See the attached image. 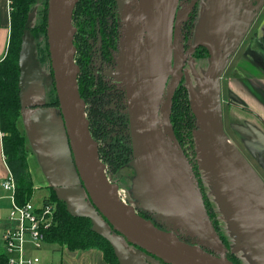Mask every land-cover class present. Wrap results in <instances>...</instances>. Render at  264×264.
Masks as SVG:
<instances>
[{
    "label": "water",
    "instance_id": "obj_1",
    "mask_svg": "<svg viewBox=\"0 0 264 264\" xmlns=\"http://www.w3.org/2000/svg\"><path fill=\"white\" fill-rule=\"evenodd\" d=\"M78 1L47 0L52 73L40 65L29 29L36 8L19 53L22 123L48 186L70 214L92 221V230L110 242L120 264H236L210 219L192 162L171 121L173 97L183 77L179 62L172 69L178 0H136L134 11L118 0L126 23H141L137 52L130 38L112 74L129 86V165L135 171L131 202L122 199L119 184L107 175L80 94L73 24ZM262 5L213 0L196 37V45L208 50V66L199 73L191 64L194 82L186 72L198 168L233 235L231 251L243 250L255 264H264V180L225 131L222 76ZM52 84L57 107L47 104L46 86ZM256 146L264 150V142ZM260 163L264 166L262 154Z\"/></svg>",
    "mask_w": 264,
    "mask_h": 264
},
{
    "label": "flooded vegetation",
    "instance_id": "obj_2",
    "mask_svg": "<svg viewBox=\"0 0 264 264\" xmlns=\"http://www.w3.org/2000/svg\"><path fill=\"white\" fill-rule=\"evenodd\" d=\"M122 1H124L126 7H129L132 11L139 7L136 0L132 1V6H130L131 3H129L131 0ZM212 1L213 0H178L172 30V69H175L179 62L181 64L183 77L175 91L172 101V110L179 87L185 86L188 89L186 78L187 71L194 82L195 78L193 76L191 64L201 73L202 71L200 70L199 64H202V61H208V50L202 45H196V37L203 19L206 18L209 12ZM250 1L253 4L260 2L263 5L244 38L246 39V37H249V41L257 35L258 30L255 31L256 24L258 22L264 23V15L260 17V19L258 18L264 10V0ZM90 6L91 8L89 10L83 13L81 12L76 19H73V24L77 28L75 45L77 48L76 62L80 66V94L86 101V115L90 121L91 133L99 142L100 148L103 146V148L105 147L109 152H114V154L117 155L124 154V157L130 162L133 150L129 135L130 117L127 111L129 108V86L125 81L117 80L112 74L118 70L120 55L122 50H126L127 47H125V43L126 41L128 42L130 38H133L136 42L133 46V50L137 52L138 43L141 38V23L137 25L135 22H129L128 25L118 0H93ZM250 31L253 32L250 33ZM138 54H140V51ZM140 59L141 57H138V60ZM236 66V64L232 66L231 58L230 64L222 76L224 128L230 140L240 149L264 180V166L260 163V154L263 155L264 160V150L256 146L264 142V130L248 122L241 124L240 121L234 117V114L230 112V108L233 106L245 112L248 111L240 106V102L236 99L237 97L233 96L234 93L229 86L228 79L235 74ZM136 71L137 69H135V74L137 73ZM172 78L173 74L169 75L167 87L163 94L164 103L167 101L168 85ZM136 79H138L137 76ZM225 90H227V96H223ZM225 102L227 104V111L229 107V111L228 113L226 112V114ZM162 108L163 103L161 105V109ZM101 140L105 141L102 145ZM181 145L187 157L192 162L210 219L224 241V244L229 249L226 254L229 258L232 257L231 259H234L237 254L231 251L232 247L229 241V237L233 235L229 229L228 223L219 212L217 203L210 193L209 185L203 179L202 171L198 168L196 145L194 143L192 147L187 143L183 144V142ZM128 168L134 172L130 178L132 180L135 171L129 165ZM120 180H123V178H120ZM138 212L142 216L150 218V215L145 211L138 209ZM188 240H191V238H188Z\"/></svg>",
    "mask_w": 264,
    "mask_h": 264
},
{
    "label": "trees",
    "instance_id": "obj_3",
    "mask_svg": "<svg viewBox=\"0 0 264 264\" xmlns=\"http://www.w3.org/2000/svg\"><path fill=\"white\" fill-rule=\"evenodd\" d=\"M37 1L10 0L9 42L5 56L0 59V129L4 133V156L16 182V199L19 203L27 202L33 196L34 191V180L28 161L27 137L19 127L22 116L19 96V53L26 23L35 8L36 19L35 21L33 19V22L29 24V29L35 38L37 58L41 65L48 61L49 69H51L49 71L52 73L47 42L48 3L45 0L42 8L39 9V5L36 4ZM91 3L93 0H79L74 9L73 19L77 18L81 12L89 10ZM79 80L78 77L79 89L81 90ZM48 90V105L59 106L54 84ZM172 122L179 141L193 147L195 142L192 131L195 127V116L190 105V94L185 86H180L176 94L172 110ZM103 150L108 154L114 169L117 168L120 157L127 159L124 154L114 155V152H109L105 147ZM101 159L103 160L102 156ZM49 199L57 204L58 217L56 224L46 232L47 243L66 246L72 251L99 249L103 252L108 264H120L110 242L92 230V221L89 218L70 214L66 204L57 198L53 189H51ZM231 260L240 264L234 259ZM0 264H8V258L4 251H0Z\"/></svg>",
    "mask_w": 264,
    "mask_h": 264
},
{
    "label": "crops",
    "instance_id": "obj_4",
    "mask_svg": "<svg viewBox=\"0 0 264 264\" xmlns=\"http://www.w3.org/2000/svg\"><path fill=\"white\" fill-rule=\"evenodd\" d=\"M261 23L258 22L256 24L255 31L258 30L257 35L253 37L251 41L248 40L249 43L247 42V45L244 48L241 61L244 60L247 63L237 62L235 74L228 79V82L230 88L234 90V94L236 95L238 102H240V106L248 111L255 112V114L260 117L259 119L264 120V23ZM9 35L10 0H0V59H2L7 52ZM8 169L3 151V135L0 129V200L7 201V210L10 212V193L1 186L2 180L8 175ZM35 187L36 184L34 182V188ZM3 212L4 211L0 207V219H3ZM11 221L8 213L5 218L4 226H7L6 228L12 227L10 225L12 223ZM2 250H4V248ZM45 260L46 259H43L44 262H48ZM51 263L55 264L53 262ZM58 264L108 263L104 258L103 252L99 249L72 251L67 248V251H63V258Z\"/></svg>",
    "mask_w": 264,
    "mask_h": 264
},
{
    "label": "rangeland",
    "instance_id": "obj_5",
    "mask_svg": "<svg viewBox=\"0 0 264 264\" xmlns=\"http://www.w3.org/2000/svg\"><path fill=\"white\" fill-rule=\"evenodd\" d=\"M44 1L45 0H38L37 1L36 4L39 5V9L42 8V6L44 4ZM263 15H264V10L262 11L261 15L258 18L260 19V17H262ZM35 19H36V14L34 16V21H35ZM252 32L253 31H250V33H252ZM248 38L249 37H246V39H244V41H243L242 45L240 46V48L238 49L237 53L232 56V66H233V64H236L237 62H240V63L246 62L244 60L241 61V57L243 55L244 48L247 45V42L249 40ZM40 65H41V63H40ZM199 65H200V70L203 71L204 69L207 68L208 61L207 62H206V60L202 61V64H199ZM41 66L43 67L44 71L51 73L49 71L51 69H49L50 65H49L48 61H46ZM222 82H223V80H222ZM52 85L46 86L47 97H48V94H49V92H48L49 90L48 89ZM232 86L234 87L233 84H232ZM232 92L234 93L233 89H232ZM225 95L227 96V90H225V93L223 94V96H225ZM47 104H48V101H47ZM225 104H226V102H225ZM50 106H52V105H50ZM228 111H229V107H228ZM228 111H227V104H226L225 105V114H226V112L228 113ZM230 112L234 114V117L236 119H238L241 124H245V123L248 122L249 124L255 125L256 127H259V128L264 130V120L263 119H259L260 117L257 114H255V112H252V111L245 112V111H243L241 109L236 108V106H233L232 108H230ZM226 124H227V118H226ZM19 127H20V130L22 131V133H24L26 135V132H25V129H24V126H23V123H22V118L19 121ZM102 143H105V141L101 140V145H102ZM27 148L29 150V156H28L29 168H30V171H31L32 176L34 178V182L36 184V187L34 188V191H33V198L32 199H33V201L35 203H40L45 197H49V195L51 194V189L48 186V182H47V180H46V178H45V176H44V174L42 172V169H41V166H40V164L38 162L37 156H36V154L33 152L32 148H31V145H30V142H29L28 138H27ZM99 153L101 154L100 157L102 156V158L104 160V161L103 160L102 161L104 163L106 162L105 163L107 165V171L106 172H107L108 177L113 182L115 181V182L119 183L120 191H121V194L124 195V199H126L127 202H131L130 201L131 200L130 199V194H129V187L131 185V179L130 178L134 174V172L130 168H128L129 160L128 159H123L122 157H120V161L117 164V168L114 169L111 166L108 154L106 153L105 150H103V146L100 148V145H99ZM114 155H117V154H114ZM120 178H123V180H120ZM128 198H129V201H128ZM6 202L7 201H5V200H0V207L4 211L3 215H2L3 219H0V251H3L2 249L4 248V242H3L2 235H3L4 230L7 227V226H4V224H5V218H6L7 214L9 213L8 210H7L8 209L7 208L8 205H7ZM11 222L12 223L10 225L14 226L15 222H13V221H11ZM229 241L231 242L230 244L232 246L234 244V242H235L234 239H233V236L229 237ZM63 251H67V248L65 246H62V245H59V244H56V243H47L43 247L42 250L35 251L34 253L40 255V257L42 259H46L50 263L53 262L55 264H58L59 262H61V260L63 258ZM235 253L237 254V256H236V258H234V260L238 261L240 264H255L251 259H249V256H247L244 253L243 250H239V251H237ZM56 262H58V263H56Z\"/></svg>",
    "mask_w": 264,
    "mask_h": 264
},
{
    "label": "built area",
    "instance_id": "obj_6",
    "mask_svg": "<svg viewBox=\"0 0 264 264\" xmlns=\"http://www.w3.org/2000/svg\"><path fill=\"white\" fill-rule=\"evenodd\" d=\"M8 170V175L1 182L2 188L10 193L9 218L15 222L14 226L6 228L2 235L3 251L7 255L8 264H52L44 262L40 255L34 252L42 250L47 244L46 232L57 222V204L49 197L35 203L33 196L27 202L19 203L16 199V182L11 170ZM120 195L126 201L121 191Z\"/></svg>",
    "mask_w": 264,
    "mask_h": 264
},
{
    "label": "bare ground",
    "instance_id": "obj_7",
    "mask_svg": "<svg viewBox=\"0 0 264 264\" xmlns=\"http://www.w3.org/2000/svg\"><path fill=\"white\" fill-rule=\"evenodd\" d=\"M123 149V148H122Z\"/></svg>",
    "mask_w": 264,
    "mask_h": 264
}]
</instances>
